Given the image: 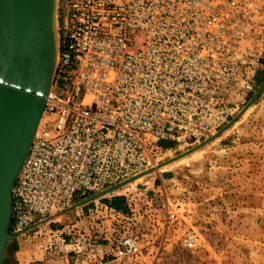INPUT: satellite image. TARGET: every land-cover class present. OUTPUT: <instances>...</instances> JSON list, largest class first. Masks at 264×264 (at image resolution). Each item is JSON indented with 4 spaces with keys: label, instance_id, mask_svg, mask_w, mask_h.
Here are the masks:
<instances>
[{
    "label": "built area",
    "instance_id": "1",
    "mask_svg": "<svg viewBox=\"0 0 264 264\" xmlns=\"http://www.w3.org/2000/svg\"><path fill=\"white\" fill-rule=\"evenodd\" d=\"M59 2L65 86L47 94L12 188L24 236L77 196L145 175L161 140L214 135L264 68V0Z\"/></svg>",
    "mask_w": 264,
    "mask_h": 264
},
{
    "label": "rangeland",
    "instance_id": "2",
    "mask_svg": "<svg viewBox=\"0 0 264 264\" xmlns=\"http://www.w3.org/2000/svg\"><path fill=\"white\" fill-rule=\"evenodd\" d=\"M52 9L57 46L59 0ZM50 63L48 93L60 94L58 56ZM263 82L264 68L255 91L214 135L161 140L169 142L159 144L145 175L94 199L99 193L77 196L36 235L20 238L38 251L30 264H264V88L255 98ZM114 197L123 200L121 211L103 206ZM129 238L135 252L127 251ZM14 240L6 248L10 264H18Z\"/></svg>",
    "mask_w": 264,
    "mask_h": 264
},
{
    "label": "water",
    "instance_id": "3",
    "mask_svg": "<svg viewBox=\"0 0 264 264\" xmlns=\"http://www.w3.org/2000/svg\"><path fill=\"white\" fill-rule=\"evenodd\" d=\"M54 2L0 0V264H10L6 248L21 235L12 230V188L43 115L51 85L48 66L58 56ZM263 88L264 82L255 98Z\"/></svg>",
    "mask_w": 264,
    "mask_h": 264
},
{
    "label": "crops",
    "instance_id": "4",
    "mask_svg": "<svg viewBox=\"0 0 264 264\" xmlns=\"http://www.w3.org/2000/svg\"><path fill=\"white\" fill-rule=\"evenodd\" d=\"M110 200V199H109ZM103 206L106 208H110L108 205L103 203ZM110 210H114L112 208H110ZM44 226V223L42 222L41 224H39L38 228ZM24 237H17V239H15L13 241V247L15 249L14 253L16 256V261L18 262V264H30V262L32 261L33 258H36V256L38 255V251L37 250H28L27 249V245H26V241H23V239H20Z\"/></svg>",
    "mask_w": 264,
    "mask_h": 264
},
{
    "label": "trees",
    "instance_id": "5",
    "mask_svg": "<svg viewBox=\"0 0 264 264\" xmlns=\"http://www.w3.org/2000/svg\"><path fill=\"white\" fill-rule=\"evenodd\" d=\"M103 202L114 210L121 211L123 209V200L121 198L114 197L110 200H105Z\"/></svg>",
    "mask_w": 264,
    "mask_h": 264
},
{
    "label": "bare ground",
    "instance_id": "6",
    "mask_svg": "<svg viewBox=\"0 0 264 264\" xmlns=\"http://www.w3.org/2000/svg\"><path fill=\"white\" fill-rule=\"evenodd\" d=\"M194 141H195V137L194 136H191V137H187L186 138V142L187 143H192ZM167 144H168V141L161 142V145H167ZM140 179H142V178H140ZM136 181H138V180H136Z\"/></svg>",
    "mask_w": 264,
    "mask_h": 264
}]
</instances>
